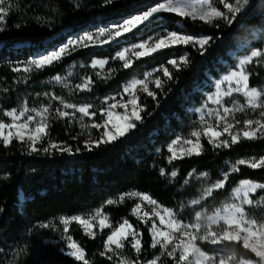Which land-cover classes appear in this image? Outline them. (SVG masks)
Listing matches in <instances>:
<instances>
[{"label":"snow or ice","instance_id":"obj_1","mask_svg":"<svg viewBox=\"0 0 264 264\" xmlns=\"http://www.w3.org/2000/svg\"><path fill=\"white\" fill-rule=\"evenodd\" d=\"M117 2L99 0L95 6L109 8ZM73 3L75 8H81L79 0H73ZM252 4L253 0H153L146 8L133 6V10L113 18L104 26H97L94 31L82 30L60 44H53L26 60L11 64V71L22 73L23 81L27 83L31 73L61 64L81 49L104 46L116 49L108 57H93L90 63L73 64V69L85 70L86 74L80 76L79 82L73 83L70 78L74 72L69 70L66 76L56 75L48 81L53 90L37 92L34 96L28 93L10 109L0 106V146L7 149L15 141L24 154L51 159L83 156L123 142L144 123L147 104L142 96L151 98L159 107L158 97L166 94V86L177 79L174 73L191 67L192 52L204 56L221 39L217 34H190L183 30L182 24L180 30H173L167 26L165 17L172 15L180 21L190 20L216 29L221 23L228 27H243ZM14 9L19 10L11 0H0V33L7 31V18ZM36 20L44 23L39 16ZM51 24L47 21L48 27ZM15 27L19 29L21 25L18 23ZM149 30L152 34L148 39L141 38L120 47L122 38L127 41L129 35L134 38ZM250 36L256 39L258 33L252 31ZM179 48L191 51L174 54L166 63L151 70L135 72L138 61ZM250 66L264 67V43L239 56L234 65L212 81L211 90L204 94L200 107L194 110L195 126L187 135L176 133L166 144L170 155L165 159L171 169L160 167L159 176L169 185L175 187L179 183V169L174 162L202 155L205 151L202 140H206L217 154L242 142L264 140V88L250 86L253 75ZM89 69L91 74H88ZM121 71L132 75L118 90L90 98L87 102L76 100L83 93L93 92L97 81L108 83ZM20 81L18 76L13 82ZM57 87L66 95L58 94L54 90ZM2 91L7 93L9 89ZM238 114L244 115L240 118ZM53 121L79 127V132L70 135L73 143L50 137ZM156 152L162 155L160 148ZM225 163L226 170H222L215 180L208 172L197 169L188 172L180 188L197 186L196 194H190L188 198L181 196L174 207L163 206L149 193L130 190L104 200L90 212L59 216L57 222H39L28 230V234L36 230L56 233L58 240L45 243L57 245L61 254L75 264H93V261L87 257L81 242L73 238L70 231L73 224L78 225L89 239L103 235L102 249L94 255H99L108 264H264V183L242 180L228 190L231 176L240 172L241 166L251 170L264 169V154ZM176 194L181 195L179 190ZM128 200L134 201L129 215L138 223L123 218L114 225L105 208L125 204ZM256 209H259L258 213L253 212ZM140 225L150 237L148 247L155 250L150 259L144 255V232ZM127 249L135 254L134 257L125 254ZM28 250L25 244L15 250V256L27 255Z\"/></svg>","mask_w":264,"mask_h":264},{"label":"trees","instance_id":"obj_2","mask_svg":"<svg viewBox=\"0 0 264 264\" xmlns=\"http://www.w3.org/2000/svg\"><path fill=\"white\" fill-rule=\"evenodd\" d=\"M11 2L19 10L14 9L10 13L7 18V31L0 33V104L5 109L16 107L28 93L34 96L37 92L53 90L48 81L56 75L64 76L73 63L87 64L93 57L104 58L112 55L116 49L108 46L80 50L66 57L61 64L33 72L27 83L23 81L22 73L11 71V64L28 59L36 50H45L53 44L63 42L66 36L104 26L113 18L133 10V6L146 8L153 0H134L130 3L118 0L109 8L95 6L99 0H79V9L74 7L73 0ZM37 16L44 23L37 22ZM49 20L52 22L51 27L47 26ZM165 20L167 26L173 30H180L179 25L182 24L183 30L190 34H217L221 39L204 56L192 52L191 67L174 73L177 79L166 86V94L158 97L159 107L151 98L142 96L143 102L147 104V111L143 114L144 123L130 138H125L123 142H118L108 150L101 149L83 156L51 159L26 155L15 141L13 146L7 149L0 146V209L3 210L0 211V264H12L14 260L16 264H75L71 258L61 254L57 245L45 243L58 240L56 233L36 230L29 235L28 230L39 222H57L56 218L59 216L90 212L104 200L130 190L149 193L163 206L174 207L181 196L188 198L190 194H196L197 186L180 188L183 178L192 169L208 172L215 180L222 170H226V161L235 162L238 158L264 154V140L242 142L219 154L213 152L206 140H202L205 147L202 155L185 157L174 162L175 167L179 169V183L175 187L159 176L160 167L171 169L165 159L170 155L166 144L175 138L176 133L187 135L195 126L193 120L196 116L192 110L200 107L204 94L211 90L212 81L234 65L239 56L264 43V0H253L252 8L243 21V27H228L221 23L220 28L216 29L190 20L180 21L172 15L165 17ZM18 23L21 25L19 29L15 27ZM252 31L258 33V38L253 39L250 36ZM149 32L151 31L138 33L134 38L129 36L120 47L127 42H136ZM183 51L191 49L166 50L162 54L138 61L135 72L151 70L166 63L170 56ZM250 70L253 72L250 86L264 88V67L250 66ZM84 74L85 70L79 69L74 83L79 82L80 76ZM88 74H91L90 69ZM131 75L132 73L121 71L116 79L108 83L97 81L93 92L83 93L76 100L87 102L90 98L111 94L129 80ZM18 76L21 81L14 83ZM3 88H8L9 91L4 93ZM168 88L171 89L170 92ZM54 90L58 94L63 93L62 89ZM243 115L238 114V117L242 118ZM79 131L78 126L68 127L65 122L53 121L49 134L56 141L73 143L70 135ZM158 148L162 150V155H157ZM242 180L264 183V169L251 170L241 166V171L231 176L228 190L231 191ZM178 190L181 195L176 194ZM133 204L134 201L128 200L119 206H108L105 211L114 225L122 222L123 218L137 224L135 217L129 215ZM253 212L258 213L259 209ZM140 227L144 232V255L150 259L155 250L148 247L150 237L143 225ZM70 231L73 238L81 242L93 264H108L99 255H94L102 249L103 235L95 240L89 239L76 224L70 226ZM25 244L29 249L28 254L17 258L15 250ZM125 254L132 257L135 255L130 249H127Z\"/></svg>","mask_w":264,"mask_h":264},{"label":"rangeland","instance_id":"obj_3","mask_svg":"<svg viewBox=\"0 0 264 264\" xmlns=\"http://www.w3.org/2000/svg\"><path fill=\"white\" fill-rule=\"evenodd\" d=\"M123 2H134V0H123ZM95 29H93V30H90V31H94ZM75 34H77V33H75ZM152 34V32H149L145 37L143 36V37H141V38H143V39H148V37H149V35H151ZM74 35V34H73ZM70 36V35H69ZM130 36V35H129ZM128 36V37H129ZM68 38V36H66L65 37V39L64 40H66ZM140 38V39H141ZM140 39H138L136 42H138ZM64 40H63V42H64ZM122 42H125V40L122 38L121 39V43ZM62 43V42H61ZM131 43H135V42H127L125 45H123L122 47H125V46H129ZM60 44V43H59ZM17 47H20V46H17ZM106 47H108V46H104V47H102V48H106ZM94 49H101V48H94ZM81 50H84V49H81ZM38 51H44V50H36L35 52H34V54L36 53V52H38ZM34 54H31L30 55V57L31 56H33ZM29 57V58H30ZM238 59V58H237ZM73 64H76V63H73ZM73 64L67 69V72L69 71V70H72L73 72H74V76L73 77H71L70 79L73 81V83H74V77H76V75H77V73L79 72V69H73L72 68V66H73ZM78 65V64H77ZM32 74V73H31ZM67 75V73L64 75V76H66ZM49 84V83H48ZM50 85V84H49ZM57 88H59V87H57ZM60 89V88H59ZM0 106H2L1 104H0ZM3 107V106H2ZM195 109H193L192 110V113H194L195 114V116H196V113H195V111H194ZM5 120H7V118H5ZM82 230V229H81Z\"/></svg>","mask_w":264,"mask_h":264}]
</instances>
